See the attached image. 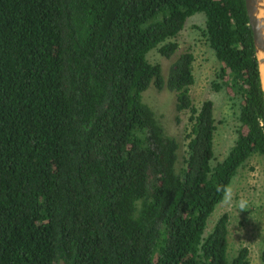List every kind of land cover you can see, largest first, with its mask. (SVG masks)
<instances>
[{
	"label": "trees",
	"instance_id": "1",
	"mask_svg": "<svg viewBox=\"0 0 264 264\" xmlns=\"http://www.w3.org/2000/svg\"><path fill=\"white\" fill-rule=\"evenodd\" d=\"M236 104L216 159L212 101L188 88L193 55L169 57L186 18ZM173 92L185 148L142 100ZM264 159V101L243 0H0V264H247L227 257L226 212L206 219L237 168ZM264 260V248L260 254Z\"/></svg>",
	"mask_w": 264,
	"mask_h": 264
},
{
	"label": "rangeland",
	"instance_id": "2",
	"mask_svg": "<svg viewBox=\"0 0 264 264\" xmlns=\"http://www.w3.org/2000/svg\"><path fill=\"white\" fill-rule=\"evenodd\" d=\"M203 21L202 12L188 16L182 28L174 36L177 48L164 57L151 50L148 59L156 61L165 71L169 61L180 51L189 50L193 55L191 72L193 81L188 92L192 102L197 106L201 100L212 101V113L215 129L212 137V149L216 159L221 158L234 138L236 121V104L222 90H215L211 82L215 76L218 62L201 34L197 25ZM142 100L153 110L154 116L167 134L179 141V154L185 148V133L188 130V111L177 112L174 119V95L165 87L156 88L150 84L141 94ZM243 202L244 206L241 207ZM226 212L227 234L226 253L230 258L240 246L247 248V264H264L260 254L264 248V159L259 154L250 155L236 170L226 190L206 219L205 229H209L215 218ZM60 264V263H59Z\"/></svg>",
	"mask_w": 264,
	"mask_h": 264
},
{
	"label": "water",
	"instance_id": "3",
	"mask_svg": "<svg viewBox=\"0 0 264 264\" xmlns=\"http://www.w3.org/2000/svg\"><path fill=\"white\" fill-rule=\"evenodd\" d=\"M247 23L251 30L253 52L257 63L259 86L264 101L259 65L264 64V0H243Z\"/></svg>",
	"mask_w": 264,
	"mask_h": 264
},
{
	"label": "bare ground",
	"instance_id": "4",
	"mask_svg": "<svg viewBox=\"0 0 264 264\" xmlns=\"http://www.w3.org/2000/svg\"><path fill=\"white\" fill-rule=\"evenodd\" d=\"M259 73H260L262 88L264 91V64L259 65Z\"/></svg>",
	"mask_w": 264,
	"mask_h": 264
},
{
	"label": "clouds",
	"instance_id": "5",
	"mask_svg": "<svg viewBox=\"0 0 264 264\" xmlns=\"http://www.w3.org/2000/svg\"><path fill=\"white\" fill-rule=\"evenodd\" d=\"M244 206V204H243V202L241 203V207H243Z\"/></svg>",
	"mask_w": 264,
	"mask_h": 264
}]
</instances>
